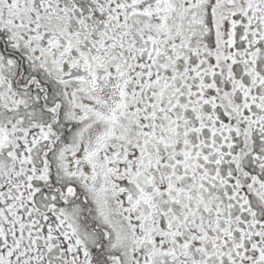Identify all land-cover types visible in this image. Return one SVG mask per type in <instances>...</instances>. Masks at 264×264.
<instances>
[{
	"label": "snow or ice",
	"instance_id": "1",
	"mask_svg": "<svg viewBox=\"0 0 264 264\" xmlns=\"http://www.w3.org/2000/svg\"><path fill=\"white\" fill-rule=\"evenodd\" d=\"M0 264H264V0H0Z\"/></svg>",
	"mask_w": 264,
	"mask_h": 264
}]
</instances>
